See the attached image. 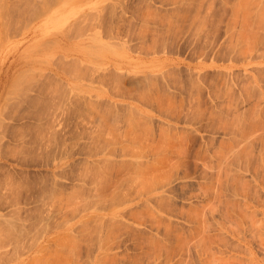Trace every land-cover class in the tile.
<instances>
[{
	"label": "rangeland",
	"instance_id": "374dc122",
	"mask_svg": "<svg viewBox=\"0 0 264 264\" xmlns=\"http://www.w3.org/2000/svg\"><path fill=\"white\" fill-rule=\"evenodd\" d=\"M0 264H264V0H0Z\"/></svg>",
	"mask_w": 264,
	"mask_h": 264
},
{
	"label": "bare ground",
	"instance_id": "6f19581e",
	"mask_svg": "<svg viewBox=\"0 0 264 264\" xmlns=\"http://www.w3.org/2000/svg\"><path fill=\"white\" fill-rule=\"evenodd\" d=\"M3 4V3H2ZM45 4V3H44ZM4 6V5H3ZM3 9V8H2ZM6 9V8H5ZM47 9V8H46ZM46 11V10H45ZM2 15V14H1ZM3 22V21H2ZM9 22V21H8ZM50 122H51V120H50Z\"/></svg>",
	"mask_w": 264,
	"mask_h": 264
}]
</instances>
